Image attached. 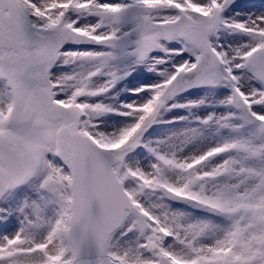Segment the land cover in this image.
<instances>
[{
    "label": "snow or ice",
    "instance_id": "snow-or-ice-1",
    "mask_svg": "<svg viewBox=\"0 0 264 264\" xmlns=\"http://www.w3.org/2000/svg\"><path fill=\"white\" fill-rule=\"evenodd\" d=\"M0 264H264V0H0Z\"/></svg>",
    "mask_w": 264,
    "mask_h": 264
}]
</instances>
